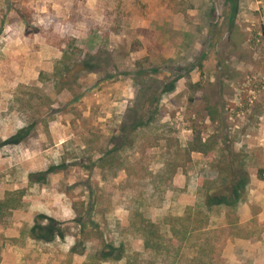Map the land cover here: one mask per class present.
<instances>
[{
    "label": "rangeland",
    "instance_id": "374dc122",
    "mask_svg": "<svg viewBox=\"0 0 264 264\" xmlns=\"http://www.w3.org/2000/svg\"><path fill=\"white\" fill-rule=\"evenodd\" d=\"M0 264H264V0H0Z\"/></svg>",
    "mask_w": 264,
    "mask_h": 264
},
{
    "label": "trees",
    "instance_id": "16d2710c",
    "mask_svg": "<svg viewBox=\"0 0 264 264\" xmlns=\"http://www.w3.org/2000/svg\"><path fill=\"white\" fill-rule=\"evenodd\" d=\"M76 66L79 67L82 71L84 70V71L89 72V73H91V72L93 73L95 71V68H96L95 65L91 64V61L89 59L83 60L82 62L78 63ZM26 134L27 133L22 134L21 132H19V133L15 134L14 136H12L11 138H9L7 140V142L9 144H19L20 141L26 136ZM201 146H202L201 139L198 138L197 140H195L194 144L191 146L190 152H202ZM59 237H60V234H59ZM109 248H111V247H109ZM108 257H109L108 254L104 255V258H108Z\"/></svg>",
    "mask_w": 264,
    "mask_h": 264
}]
</instances>
